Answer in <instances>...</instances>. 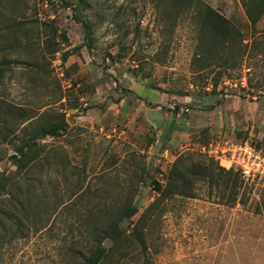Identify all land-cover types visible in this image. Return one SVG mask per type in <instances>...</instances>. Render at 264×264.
I'll return each instance as SVG.
<instances>
[{
	"label": "rangeland",
	"instance_id": "374dc122",
	"mask_svg": "<svg viewBox=\"0 0 264 264\" xmlns=\"http://www.w3.org/2000/svg\"><path fill=\"white\" fill-rule=\"evenodd\" d=\"M183 1L0 0V264H84L114 223L104 264H264V175L202 148L264 149V0Z\"/></svg>",
	"mask_w": 264,
	"mask_h": 264
},
{
	"label": "trees",
	"instance_id": "16d2710c",
	"mask_svg": "<svg viewBox=\"0 0 264 264\" xmlns=\"http://www.w3.org/2000/svg\"><path fill=\"white\" fill-rule=\"evenodd\" d=\"M195 0H184L181 4H185V7L192 6ZM180 4V5H181ZM84 0H76L75 8H84ZM200 14L203 17H207L212 20L213 24L222 25L225 23V19L221 14L216 12L213 8L208 5H204L203 9L200 10ZM78 21L82 22L85 29V33L88 34L90 24L79 17H76ZM206 19V18H205ZM224 26V25H223ZM4 69L0 65V76L2 75ZM65 122L50 124L47 126H41L35 129L28 139L23 141L21 145L16 147L14 154L11 158L13 159V164L18 170H24L28 166L31 160L39 157V149L37 148V139H43L45 136H59L65 129ZM258 147V146H257ZM8 177L0 175V186H4L5 181ZM157 188L160 189L159 183L155 182ZM136 211L134 206H131L126 211V217L131 216ZM98 242L94 248L89 252V254L84 259V264H104L108 258L109 249L102 246L101 242L107 238L110 242H116L120 238V234L116 224H112L108 229H103L98 233Z\"/></svg>",
	"mask_w": 264,
	"mask_h": 264
},
{
	"label": "built area",
	"instance_id": "2783aa9c",
	"mask_svg": "<svg viewBox=\"0 0 264 264\" xmlns=\"http://www.w3.org/2000/svg\"><path fill=\"white\" fill-rule=\"evenodd\" d=\"M202 148L223 167L235 170L246 181L264 175V149L247 139L211 142Z\"/></svg>",
	"mask_w": 264,
	"mask_h": 264
}]
</instances>
